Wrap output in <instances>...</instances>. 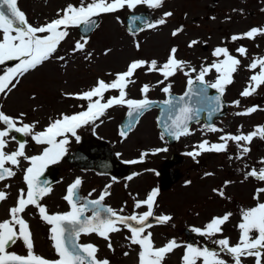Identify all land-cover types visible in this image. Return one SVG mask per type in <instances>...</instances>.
<instances>
[{
    "label": "rangeland",
    "instance_id": "1",
    "mask_svg": "<svg viewBox=\"0 0 264 264\" xmlns=\"http://www.w3.org/2000/svg\"><path fill=\"white\" fill-rule=\"evenodd\" d=\"M90 2L91 0H84L85 4ZM80 3L81 0H18V7L26 14L32 26H40L58 18L57 12L69 4L79 6ZM212 5L214 7L210 8ZM145 9L150 8L138 5L135 10L124 9L102 14L98 27L87 39L83 50H74L75 43L83 40L75 27L69 28V36L61 42L53 57L20 77V83L16 88L5 94L3 102L10 117H18L22 112L30 118L61 117L62 114H69L75 111L73 107L77 102L72 100L73 96L69 98L68 94L88 91L98 80L112 82L116 74L125 72L132 61L155 60L159 67L167 61L170 50L175 47L177 59L187 62L182 71L177 70L175 75L165 79L159 71H149L146 64L143 68L137 69L131 77L134 83H129L125 89L127 99L141 100L145 99L141 89L147 85L148 100H166L169 93L162 90L164 87L170 86V93H183L189 79L197 81L201 66L208 67L217 60V57L213 56L215 48L225 47L231 55L241 60V65L233 74V82L225 89L227 112L214 127L222 131H211L198 125L194 127V134L191 137L188 136L177 144L176 148L179 150H172L166 156L172 154V157L177 155L184 157L183 150L191 148L192 142H196L197 146L204 141H208L209 145L225 143L220 139L222 136L247 135L258 126H264V85L248 97L241 96V92L252 83L250 76L260 71L258 67L253 70L249 66L254 60L264 59L261 52L264 35H258L254 39L232 40L234 35L239 36L252 28H260L259 25L254 27L246 24L264 21V0H164L161 8L150 11L155 14L156 21L164 18L166 23L150 27L138 34H131L125 26L126 16L130 12H141ZM250 10L251 13L246 14V11ZM166 12L173 15L165 18ZM180 27L183 31L173 36L172 32ZM193 40L198 43L189 47ZM241 46L248 48L247 57L237 52ZM16 63L18 62L10 61L1 65L0 75L3 74L2 69L14 67ZM192 68L196 71H191ZM217 76L215 69H212L205 76V81L214 82ZM107 93L108 98L119 95L117 90H109ZM234 101H239V106H236ZM254 106L257 107V111L250 115H237ZM120 113H123L122 106H115L101 119L102 135L105 138H112L108 140L114 146L116 137H119L117 124L122 118ZM150 126L152 131L150 133L154 135V126L153 124ZM146 129L148 125L142 122L141 126L129 135L122 147L130 150V146L131 151L135 152L134 148L138 143L142 142V145H145L152 139V136L144 138ZM226 143L227 148L223 152L201 151L193 163L197 171L188 166L191 163L188 158L184 163H176L172 167L179 168L182 177L173 183L174 185L166 190L164 195V203L170 205V210L176 215L166 233L186 239L191 234L192 224H198V228H205L214 217L231 213L228 222L222 226V232L215 235V241L228 238L230 244L238 242L240 237L238 225L242 222V211L257 206L255 200H264V193L259 196L255 193V185L264 188V181H257L255 177L248 175L253 169L259 171L264 168V139L257 136L251 143L241 141L238 145L231 140ZM243 147H248L250 151L243 153ZM185 173L192 175L194 180L192 187L175 185L186 178ZM178 199L180 200L177 202ZM8 204L0 205V213ZM37 235L40 240L41 235ZM133 253V251L128 253V261L134 263L136 260ZM220 258L226 260L228 264L234 263L226 253ZM246 260L247 264H255L254 257H246Z\"/></svg>",
    "mask_w": 264,
    "mask_h": 264
},
{
    "label": "snow or ice",
    "instance_id": "2",
    "mask_svg": "<svg viewBox=\"0 0 264 264\" xmlns=\"http://www.w3.org/2000/svg\"><path fill=\"white\" fill-rule=\"evenodd\" d=\"M164 0H91L85 4L81 0L79 6L69 4L65 9L57 12L56 19L51 20L40 26H32L26 14L18 7V0H0V65H5L10 61H17L14 67L2 69L3 74L0 75V94L10 93L20 83V77L26 73L36 69L43 62L53 57L57 52L61 42L69 36V28H80L84 26L86 31H90L98 26L95 17L102 14L118 12L121 9L127 8L135 10L138 5H146L150 9L161 8ZM62 13V14H61ZM173 13L166 12L164 17H170ZM135 20V18H134ZM166 19L162 18L154 24L150 23L148 27L163 25ZM183 28L180 27L172 32L173 36H177ZM258 35H264V28H252L246 33L232 37L233 41L239 39H254ZM83 42L77 41L74 45V50H83L88 42L83 37ZM198 41L193 40L189 47L197 44ZM137 47H139L137 45ZM237 52L241 56L247 55V49L239 47ZM177 48L173 47L170 50L169 57L165 63L158 67L157 61L150 62L138 60L132 61L127 70L123 73L116 74L112 82L98 80L96 85L90 90L75 94V98L87 101V108L84 111L74 113L72 115L62 114L60 119L52 120L47 127L42 131H35L36 123L28 124L10 117L3 111H0V124L4 126L0 130V181L6 178H11L16 175V172L7 164L19 167L20 158L29 162V167L24 169V181L27 189H21L17 198V204L9 209L10 219L0 222V264H110L107 259L98 260L96 253L98 248L93 244H80L78 239L80 235L95 233L101 238L109 241L108 247L111 249L112 244L109 239L110 233H116L121 230L120 226L127 228L131 233L130 242L133 245L139 246L138 264H163L166 256L172 253L181 245L175 240H171L162 247H156L153 243L152 233L148 232L145 235L147 228H151L149 218L154 219L159 224H166L172 217L170 215L154 216V206L156 205L157 190H153L147 195L144 200L135 202V208L146 206L147 211L142 214L122 215L124 209L118 211L111 207H102L101 203L107 191L99 196V199L88 200L82 205H78L75 200L77 189L82 181L77 178L68 189L64 197L68 204L71 205V211L64 214H48L46 206L40 204V199L51 192V187L48 182L41 181L45 170L50 164L58 163L66 154V145L69 144V134L77 141L80 136L77 135V129L84 127L90 123L94 124L102 116H105L106 111L114 106L126 105L130 111L128 117L130 119L139 115L143 110L147 109L151 103L146 96L149 87L145 85L141 91L145 95V99L135 100L127 99L125 89L129 83H134L131 77L136 73L137 69L148 65L149 71H159L160 74L167 79L175 75L177 70H183L187 62L178 60L176 57ZM213 56L217 60L213 61L208 67L201 66L196 80L202 85V88L193 90V81L188 80V91L185 95H197L200 100L209 105V116L213 112L218 111L221 104V96H223L226 86L233 82V74L241 65V60L231 55L225 47H217L213 51ZM223 59H219L220 57ZM63 59V57H58ZM250 69L259 67V73L250 76L249 84L242 92L241 96L248 97L256 92L257 88L264 85V59L254 60L249 66ZM218 74L214 82H206L205 76L212 70ZM195 72L196 69L192 68ZM188 75V73H185ZM207 88L216 89L220 94L216 97H208ZM109 90H117L118 96L110 97L106 102L101 103L105 99V92ZM165 93H170V86L162 89ZM74 95V94H68ZM98 98V99H94ZM179 100L183 101L184 97ZM214 101V106H212ZM165 104L171 106L172 100H167ZM239 101H234L236 106H239ZM201 109H196L195 112L187 105L179 108V115L172 120L171 126H166L165 131L168 135L175 136L177 139L181 135L188 134V123L198 114ZM257 111V107L247 109L245 112L237 113V115H250ZM21 116L24 114L21 113ZM20 123L21 126H17ZM131 127V124H129ZM211 131H222L221 129L210 128ZM19 133L25 137H31L37 145L45 146L41 154L28 156L25 153L27 141H17L18 149L10 154L4 149L8 145L7 137L11 133ZM121 136L126 133L121 131ZM259 136L264 139V126H258L251 133L244 135H225L220 139L225 143L208 144V141L200 143L197 147L199 151L187 153L194 159L200 155L201 151L205 152H223L227 148V141H235L238 145L241 141L251 143L252 140ZM60 138V139H58ZM163 138V137H162ZM15 140L16 137L12 136ZM167 149H157L156 151H166ZM250 149L243 147L242 152L248 153ZM142 155H146L142 154ZM129 163H137V161H129ZM248 175L255 177L258 180L264 181V168L259 171L253 169ZM131 179V177H129ZM7 187V186H6ZM110 187V186H109ZM215 191V190H214ZM264 193V188L258 190ZM223 195V193H220ZM7 199L5 192L0 191V202ZM28 206H34L39 210L41 218L51 225V240L53 247L58 255V259L49 260L34 252V243L32 233L27 221L21 216ZM91 206L92 216H85V212ZM231 213L225 214L222 217H214L202 230L193 228L192 231L201 236L212 237L217 233L222 232V226L228 222ZM138 225V226H134ZM18 226V227H17ZM240 237L237 243L230 244L228 238L215 241L226 254L230 255L235 264H242V257H254L255 264H262L264 258V203H259L257 206L242 211V222L238 225ZM18 241H22L27 249L26 255H19L9 249ZM128 253L126 252L125 255ZM182 264H228V262L220 258V253L215 250H209L207 247H194L187 245L184 255L181 258Z\"/></svg>",
    "mask_w": 264,
    "mask_h": 264
},
{
    "label": "flooded vegetation",
    "instance_id": "3",
    "mask_svg": "<svg viewBox=\"0 0 264 264\" xmlns=\"http://www.w3.org/2000/svg\"><path fill=\"white\" fill-rule=\"evenodd\" d=\"M242 11L243 13L245 12L243 9ZM249 13H251V10L246 11V14ZM246 25H264V21H253L249 22ZM69 98L72 97L69 96ZM4 100L5 94H0V111H3L5 114L10 115L5 107V104L3 102ZM72 100L74 99L72 98ZM73 109H75L76 111H80L79 104L74 103ZM37 110L39 109H36V111ZM120 115L123 118L125 116V112L120 113ZM144 116H149V118L143 117L129 135L133 134L137 130V128L141 126L142 122H145V124L148 125V129H146L144 138H150L152 136V139H149L145 143V145H142V142L138 143L134 148L135 152L131 151L130 146V150H128L127 147H122V144H126L125 140H128L129 135H120L119 137H116L117 139L114 141V143L116 144L115 146L112 145L114 151L118 154L119 158L122 161H137V165L132 170L131 179L122 178L118 180L110 175L100 173L93 168L71 165L69 162L65 161L62 158L58 163L50 164L45 170L44 175L41 177V181L46 180L49 183V186L51 187V192L48 195H45L42 199H40L39 202L41 205L46 206L48 214L50 215L64 214L71 211V205L68 204L67 200H65L64 197L67 194L68 187L72 183H74L77 178H79L82 183L77 189V194L75 197V200L78 205H82L88 200L99 199V196L105 191H107L110 194L105 196V199L101 203L102 207H111L118 212L121 208H123V213H120L122 215L142 214L144 211H147L146 206H142L141 208H135V202L146 199L148 194H150L153 190H157L158 195L156 197V205L154 206L153 210L154 216H159L162 214L170 215L172 217V220H170L166 224H159L155 220L156 222L152 224L151 228H147L144 234L147 235L148 232L152 233L153 243L156 247H162L171 240L175 239L181 245V247H178L172 253H169L166 256L163 264H182L181 258L184 255L187 245L199 247L200 244V246L207 247L209 250H215L210 246V244H213L214 241L213 239L211 240V237L206 236L205 239H201L193 234L195 232H193L192 229L198 228V224L191 225V234L186 239H182L177 235H171L166 233V229L169 227V224H172V222L176 218V215L175 213L173 214L170 210L171 206L167 203H164L163 201L166 190L170 188L164 189L161 187L160 172L167 159L173 156L171 154L168 157L166 156L167 153L170 154L172 150L175 151L179 149L176 148L177 145L174 147L169 146V148H167L166 140L160 133L156 124V112H149L146 113ZM13 118H16L17 120L28 124L38 122L36 123L35 131H42L52 120L60 119L61 117L43 116L30 118L24 113V116L20 115L19 117L15 116ZM144 119L147 120L143 121ZM150 124H153L154 126V135L150 133ZM102 125L103 123L100 122L99 119V122L96 121L94 124L90 123L84 127L77 129V135L80 136L79 141H77L75 137L69 134V144L66 145L67 152L65 155L71 154L83 140H86L92 136L102 137ZM17 126L19 127L21 126V124L17 123ZM3 128L4 126L0 124V130H2ZM12 136H15L16 139L13 140ZM6 139L8 140V145L4 149V151L9 154L18 149L17 141H27L25 153L28 156L41 154L43 147H45L42 145H37L34 141L31 140L30 136L25 137L19 133L13 132ZM109 139L111 140L112 138ZM126 149L129 152H127ZM157 149L167 150L157 152ZM182 150L183 148L180 149V151ZM145 153L146 155H142ZM181 158L182 159L179 160L180 164L184 163L185 159L188 158L189 160H191V163L188 166L197 171V168L193 165V163L197 160L196 157L194 159L192 156L189 157L188 155H185ZM29 166V162L24 160L23 158H20L19 167L12 166L10 164L6 165V167L12 168V170L16 172V175L11 178H7L1 181L0 183V191L5 192L7 195V199L0 202V205H6L9 203L6 206L7 208H3V211L0 213V222L10 219L9 209L11 207L16 206L20 190L25 189L26 191L27 185L24 181V169ZM176 169L179 170V168H171L168 169L167 172H173ZM185 177L186 178H184L183 181H180L175 185H182V187L184 188L190 185L192 187L194 181L192 175L185 173ZM175 190L177 191L178 189L176 188ZM179 200L180 199H178L177 202ZM21 216L27 221L30 231L32 233L34 252L49 260L58 259L59 257L53 247V241L50 238L51 225L47 224L41 218L39 210L34 206H28L25 212L21 213ZM85 216H92L91 206H89L88 210L85 212ZM176 224L177 223L175 221L174 225ZM120 227L121 230L119 232L109 234V239L112 244L111 249L108 247L109 241H106L95 233H82L78 239V243L82 245L89 243L95 245L98 248V252L96 253V257L98 260L107 259L110 264H138V253L140 251L139 246L131 244V233L128 231L127 228H124L123 226ZM36 232L37 234L41 235L40 240L38 239V235L36 234ZM9 250L19 255H26L27 253V249L23 245L22 241H18ZM130 251L134 252L133 258L136 260L134 263L128 261V254L125 255L126 252L130 253ZM262 264H264V258H262Z\"/></svg>",
    "mask_w": 264,
    "mask_h": 264
},
{
    "label": "water",
    "instance_id": "4",
    "mask_svg": "<svg viewBox=\"0 0 264 264\" xmlns=\"http://www.w3.org/2000/svg\"><path fill=\"white\" fill-rule=\"evenodd\" d=\"M134 18H135V20H134ZM152 20H153L152 16L148 12H145V13H142L140 15H134V14L131 15L127 19V23H128L129 29L135 32V31H138L139 29H141L143 27H146L148 24H150L152 22ZM79 29H80V31H82V33H83V35L85 37H87L93 30L92 29L90 31H86L84 26H81ZM202 87L203 86L200 85L199 83L193 84V90L194 91L196 89H199V88H202ZM205 91H206L208 97H216V96L220 95L218 92H215V93L212 94L211 93L212 92V88H207ZM182 96L184 97L183 101L179 100V98L182 97ZM169 100H172V102H173L171 106H169V105H167L165 103L164 104H157L158 107L161 108V114H160V117H159V125L161 126V128L164 131H165L166 126L170 127L171 124H172V120L175 119V117L177 115H179V108L183 107L185 105H187L188 107L192 108L194 112H195L196 109H201V111H199L198 114L194 115V118L188 123V128H189V126L192 123L198 122V121H202V120L205 121L206 124L210 125V124L213 123L214 119H216L219 116L225 115L226 109H227L225 104L223 103L224 101L222 99V96H221V104H220L219 110L213 112L211 116H209V110H210L209 109V105L207 103L202 102L200 100L199 96H197V95H185V94L181 95V96H176L175 95V96H170ZM211 103H212V106H214V101H212ZM139 115L135 116L134 120H137ZM131 120H133V118L130 119L128 117L126 119V122H129ZM166 134H167V136L169 137L170 140H171V138H175V136L168 135L167 132H166ZM97 144H100L101 147L106 151L101 156V158L104 160V164H105L104 167H102L100 169L99 168L100 167L99 163H95L96 160H93L91 162L88 160L87 164L84 165V166L93 167V168H96V169L99 168L102 171L109 172V173H112V174L115 175L116 172H114V169L111 166L112 165L113 166L114 165H120V163L116 160V157L113 156L110 153V147H109V145L106 142H97ZM99 150H100V148H99ZM71 157H70V162L79 165L77 160H73V159H71Z\"/></svg>",
    "mask_w": 264,
    "mask_h": 264
},
{
    "label": "bare ground",
    "instance_id": "5",
    "mask_svg": "<svg viewBox=\"0 0 264 264\" xmlns=\"http://www.w3.org/2000/svg\"><path fill=\"white\" fill-rule=\"evenodd\" d=\"M105 152L106 151L101 147V145L97 144L96 140L88 139L84 141L81 146L75 151L71 159L77 160V162L81 165H86L88 160L90 162L96 160L95 163H99V168L101 169L105 165L104 160L101 158L102 154H104ZM111 167L114 169V172H116L118 175H120L124 169L122 165H112ZM165 171H167V169H165Z\"/></svg>",
    "mask_w": 264,
    "mask_h": 264
}]
</instances>
